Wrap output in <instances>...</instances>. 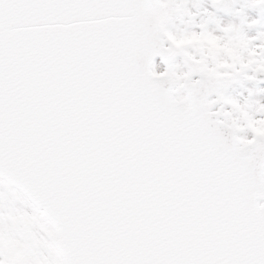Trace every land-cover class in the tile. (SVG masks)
<instances>
[{"label": "snow or ice", "instance_id": "obj_1", "mask_svg": "<svg viewBox=\"0 0 264 264\" xmlns=\"http://www.w3.org/2000/svg\"><path fill=\"white\" fill-rule=\"evenodd\" d=\"M246 9L0 0V264H264V104L229 94L264 76ZM232 35L256 55L218 78L172 43Z\"/></svg>", "mask_w": 264, "mask_h": 264}, {"label": "rangeland", "instance_id": "obj_2", "mask_svg": "<svg viewBox=\"0 0 264 264\" xmlns=\"http://www.w3.org/2000/svg\"><path fill=\"white\" fill-rule=\"evenodd\" d=\"M260 3H264V0H259ZM207 6V5H206ZM209 11H213L210 7L208 8ZM235 12H239V4H237ZM217 17L223 22H239V17H230L223 13H216ZM244 16L248 17L249 19L244 20V24L247 26L255 20L257 24H263L264 26V10L257 12L256 10H244ZM222 17V18H221ZM236 20V21H235ZM238 21V22H237ZM244 25V26H245ZM245 26V27H246ZM264 28V27H263ZM257 28H253L251 30H247V35L249 37H254V31ZM254 35V36H253ZM174 46L178 48H184L186 46H191L194 50L196 55L200 57V62L212 61L215 64V70H208L207 64H204L205 71L207 75L210 77L218 78L219 76L226 74L228 69H232L239 73L240 70L245 69L248 67L249 64L253 62V57H255L256 53L254 50H250L247 47V44L244 40L240 38L238 35H232L227 40L221 41L219 39H213L208 36H200L195 39H188L184 37L175 38L172 41ZM237 65L239 68H237ZM156 71L163 72L164 65L160 63H156ZM264 67V65H261ZM254 90L258 94L253 96V99L259 101L261 104H264V88L258 87L253 82H247L243 85V87L239 85L233 86L229 90V94L243 99L244 97L248 96V91ZM237 110L240 112L241 115L244 114V108L242 105H237ZM234 126V125H232ZM261 134H264V129L260 130ZM248 138H251V134H247Z\"/></svg>", "mask_w": 264, "mask_h": 264}, {"label": "water", "instance_id": "obj_3", "mask_svg": "<svg viewBox=\"0 0 264 264\" xmlns=\"http://www.w3.org/2000/svg\"><path fill=\"white\" fill-rule=\"evenodd\" d=\"M157 60H160V58L156 57L154 62ZM257 80L262 81V82L258 83L260 86H264V76H257ZM260 203H264V201H260Z\"/></svg>", "mask_w": 264, "mask_h": 264}]
</instances>
